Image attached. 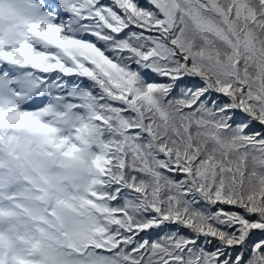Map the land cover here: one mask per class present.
Listing matches in <instances>:
<instances>
[{"label": "snow or ice", "instance_id": "6c2138e0", "mask_svg": "<svg viewBox=\"0 0 264 264\" xmlns=\"http://www.w3.org/2000/svg\"><path fill=\"white\" fill-rule=\"evenodd\" d=\"M0 264H264V0H0Z\"/></svg>", "mask_w": 264, "mask_h": 264}]
</instances>
